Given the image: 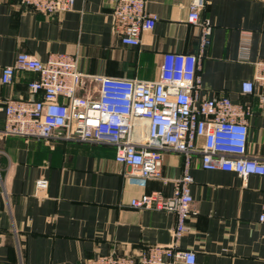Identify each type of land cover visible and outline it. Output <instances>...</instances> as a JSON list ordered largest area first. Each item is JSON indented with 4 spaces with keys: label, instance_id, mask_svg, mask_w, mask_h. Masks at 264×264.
<instances>
[{
    "label": "crops",
    "instance_id": "obj_1",
    "mask_svg": "<svg viewBox=\"0 0 264 264\" xmlns=\"http://www.w3.org/2000/svg\"><path fill=\"white\" fill-rule=\"evenodd\" d=\"M191 2L146 0L147 11L158 20L142 34L140 45L131 47L114 33L109 0H76L71 11L54 15L34 12L20 0H0V264H86L113 252L136 257L172 242L175 215L135 209L131 201L153 191L172 196L174 180L183 174L181 154H164L165 181L141 183L116 162L111 146L4 136L5 102L30 99L28 83L37 74L17 71L12 85H4L1 75L18 53L40 60L66 53L77 57L87 76L81 96L98 90L100 76L158 80L166 53L198 50L200 29L186 22ZM201 18L213 30L202 59L200 95L251 105L248 154L264 159V104L259 102L264 88L242 93L264 54V0H212ZM138 124L137 138L148 128L146 121ZM190 173L193 215L180 248L193 250L197 264H264V226L258 221L264 176L243 181L236 173L206 171L197 157ZM39 179L49 182L43 193L36 191Z\"/></svg>",
    "mask_w": 264,
    "mask_h": 264
},
{
    "label": "built area",
    "instance_id": "obj_2",
    "mask_svg": "<svg viewBox=\"0 0 264 264\" xmlns=\"http://www.w3.org/2000/svg\"><path fill=\"white\" fill-rule=\"evenodd\" d=\"M109 1L113 4L115 35L124 45L138 47L142 34L154 29L157 15L147 11L146 0ZM211 1L192 0L189 5L186 22L200 29L197 52L166 53L158 80L100 76L95 78L98 90L81 96L79 90L87 76L79 70L77 57L66 53H52L46 60L18 53L14 63L2 71L4 85L13 84L17 71L37 74V79L28 83L30 99L5 102L4 136L111 146L116 162L141 183L165 181L161 172L165 153L183 156V174L174 180L172 196L153 191L131 201L135 209L173 213L176 224L172 242L151 246L136 257L113 252L89 259L86 264H197L195 252L179 246L193 215L194 178L190 169L194 157L206 171L236 173L243 181L251 175L264 176V159L248 154V119L253 107L227 96L208 99L200 95L202 59L213 30L212 24L201 18V12ZM75 2L20 0L24 7L43 15L71 11ZM248 52L246 37L241 58L246 60ZM254 65V79L242 84L244 95L264 88V54ZM38 95L40 98H36ZM259 102L264 104V94L259 95ZM141 120L148 128L137 138ZM48 186L47 179H39L37 193L45 192ZM258 221L264 226V207Z\"/></svg>",
    "mask_w": 264,
    "mask_h": 264
}]
</instances>
